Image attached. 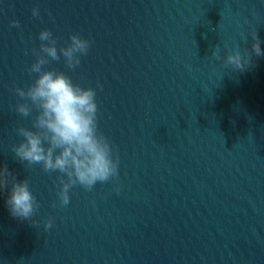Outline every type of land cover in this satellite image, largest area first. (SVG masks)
Wrapping results in <instances>:
<instances>
[{"label":"water","instance_id":"1","mask_svg":"<svg viewBox=\"0 0 264 264\" xmlns=\"http://www.w3.org/2000/svg\"><path fill=\"white\" fill-rule=\"evenodd\" d=\"M44 28L58 47L71 33L92 41L76 68L63 58L46 67L96 88L98 128L119 156L117 177L74 185L66 206L60 174L11 151L16 127L30 126L13 88L34 78L27 66ZM254 31L264 49V0H0V165L27 178L39 203L21 219L5 204L11 185L0 192V264H264ZM236 49L250 58L242 69L224 63Z\"/></svg>","mask_w":264,"mask_h":264},{"label":"clouds","instance_id":"2","mask_svg":"<svg viewBox=\"0 0 264 264\" xmlns=\"http://www.w3.org/2000/svg\"><path fill=\"white\" fill-rule=\"evenodd\" d=\"M31 15L39 17L38 4L32 7ZM10 24L19 27L20 22L13 19ZM251 37L255 55H264L256 31ZM38 39L39 47L31 50L35 58L27 66V72L34 78L26 87L13 88L20 98L14 111L30 118V126L20 124L16 127L15 132L21 139L11 146V151L29 166L39 164L45 172H58L57 196L59 204L66 206L74 185L90 190L97 183L117 177L119 156L114 155L111 141L98 128L96 88L74 82L63 70L46 67L51 61L63 58L67 68H76L89 51L90 38L71 33L68 41L58 47L57 38L44 28L38 33ZM212 54L219 58V49L215 47ZM224 63L242 69L250 63V58H242L236 49L225 56ZM9 184L5 204L10 214L21 219L32 218L39 203L29 180H17L6 165H0V192ZM115 190L119 191L118 185ZM52 222L48 218L45 228Z\"/></svg>","mask_w":264,"mask_h":264}]
</instances>
